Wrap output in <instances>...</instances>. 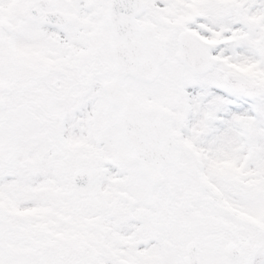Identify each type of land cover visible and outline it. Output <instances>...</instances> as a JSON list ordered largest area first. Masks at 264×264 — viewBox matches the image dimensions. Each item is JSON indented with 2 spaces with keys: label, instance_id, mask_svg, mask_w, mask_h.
I'll return each mask as SVG.
<instances>
[{
  "label": "snow or ice",
  "instance_id": "1",
  "mask_svg": "<svg viewBox=\"0 0 264 264\" xmlns=\"http://www.w3.org/2000/svg\"><path fill=\"white\" fill-rule=\"evenodd\" d=\"M0 264H264V0H0Z\"/></svg>",
  "mask_w": 264,
  "mask_h": 264
}]
</instances>
